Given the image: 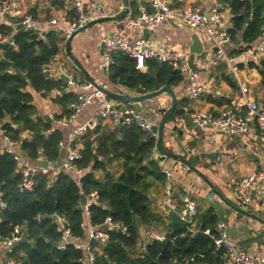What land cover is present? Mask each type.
Masks as SVG:
<instances>
[{"label": "trees", "instance_id": "16d2710c", "mask_svg": "<svg viewBox=\"0 0 264 264\" xmlns=\"http://www.w3.org/2000/svg\"><path fill=\"white\" fill-rule=\"evenodd\" d=\"M58 4L63 5L62 1ZM129 5L136 15L137 0H130ZM230 7L232 38L241 33L245 43L257 42L264 34V0H234ZM245 11L251 13L249 21L243 15ZM6 29H13L14 43L3 47L0 59V121H11L7 133L20 142V151L27 161L44 156L55 162L68 134L43 118L35 98L61 90L62 95L54 103L61 104L64 111L56 118L71 114L68 104L76 95L63 92L62 79L43 72L66 49L65 37L53 30L39 35L25 29ZM249 65L259 69L264 83V59ZM108 78L112 84L140 94L183 81L182 75L165 61L147 60V70L142 71L124 53L114 56ZM182 112L176 109L177 114ZM115 127L102 121L80 138L82 159L77 165L84 168L81 178L69 170L56 176L38 173L32 178L33 189L26 191L19 189L23 175L17 171L14 158L2 151L0 142V198L5 204L0 213V249L3 241L18 230L27 241L16 243L10 256L22 264H88L84 250L72 246L59 248L62 232L53 214L63 215L73 233L83 235L81 195L97 190L99 200L90 205L88 222L103 225L111 218L126 229H108L107 242L93 241L97 247L96 264H218L220 255L215 253L214 244L203 236L169 226L168 214L151 197L156 186L165 183L162 167L154 156L156 137L137 122ZM210 219L207 222L204 215L198 214L197 225L202 230L210 228L213 234L217 223L215 217ZM149 228L166 233L167 239L146 240L143 235ZM139 238H144L143 249L137 247Z\"/></svg>", "mask_w": 264, "mask_h": 264}, {"label": "crops", "instance_id": "0c3cea01", "mask_svg": "<svg viewBox=\"0 0 264 264\" xmlns=\"http://www.w3.org/2000/svg\"><path fill=\"white\" fill-rule=\"evenodd\" d=\"M9 1L23 12L34 13L41 20L62 18L65 13H69V8L66 5L58 4L60 0ZM83 1L87 9L92 3H95L97 8L94 19L100 18V20L91 27L80 31L72 39L70 46L72 55L65 49L56 56L52 64L65 65L69 68H75L76 64L80 65L82 72L74 71L78 79L89 78L98 84L102 81L110 90H123L130 95H141L138 92L112 84L109 81L108 73H104L102 62L101 45L104 37L115 31H124L128 37L138 36L136 32L126 28L125 24L127 16H130L133 11L127 12L123 18H114L126 12L123 6L129 4L130 0ZM170 1L174 6L185 9L201 8L209 11L213 7H219L226 17L229 29L232 26L230 0L226 3H221L219 0ZM137 2L140 9L145 0H137ZM146 32L144 37L153 49L188 53L192 66L199 71L200 82L206 87V91L201 97L193 99L189 96L185 81L170 86L177 97L176 109H182L183 112L177 114L175 109L174 115L165 124L162 146L176 156H166L156 148L155 158L162 169H170L175 189L189 193L196 201L199 216L204 215L207 222L211 221L210 217H215V224L220 221L225 222L229 237L241 249L256 252L264 257V189L257 190L255 198L246 203L238 201L234 195V185L239 178L252 170L264 171V129L254 121L246 133L227 136L213 128L199 127L191 116L193 111L204 110L218 114L228 107L239 105L242 102L240 82L247 84L249 98L257 100L264 109V83L261 73L259 69L251 68L249 65L250 62L259 63L264 57L261 59L240 57L237 61L240 72L236 76L224 58L212 55L210 41L201 29L174 21H165ZM195 36H198L200 43L203 44L205 56L192 51V48H195L193 39ZM252 44L254 43H245L240 33L227 42L226 50L230 55H238L243 48ZM146 70L147 68L144 71ZM232 73L234 76L231 75ZM100 74L104 76L101 77ZM64 83L66 92L73 93L75 96L77 90L68 86L65 81ZM59 95H62V91L54 90L47 95L38 94L35 98L40 114L52 117L54 125L56 124V115H60L64 111L61 104L54 103V99ZM117 103L122 106L119 101ZM172 104V96L165 92L158 97L137 104V107L135 104L130 106L151 124L154 131L157 132V136H154L157 142L159 126ZM98 108V102L86 107L69 126L63 127L66 135L88 119ZM241 110L247 112L248 107L243 106ZM103 122L109 121L104 120ZM79 145L83 147L82 141ZM61 148L60 158L55 162L49 161V168L59 166L64 161L68 152L67 139L64 140ZM44 159L46 158L42 156L39 160H28V162L32 167H38L41 166V161ZM152 196L157 199L154 200L155 203L162 201L165 197V183L157 185ZM86 219L88 220L89 217ZM5 260L4 251H1L0 264H5Z\"/></svg>", "mask_w": 264, "mask_h": 264}, {"label": "built area", "instance_id": "2783aa9c", "mask_svg": "<svg viewBox=\"0 0 264 264\" xmlns=\"http://www.w3.org/2000/svg\"><path fill=\"white\" fill-rule=\"evenodd\" d=\"M69 9V13H65L62 18H50L41 20L34 13L15 7L9 0H0V59L3 55V47L14 43L13 29L14 24L21 23L25 30L33 31L39 35L49 31H56L65 37L66 43L72 34L82 29L91 20L96 18V5L92 3L89 9L84 5L83 0H60ZM126 12L132 11L129 4L123 6ZM174 21L188 25L192 28L201 29L207 35L210 41V51L214 57L224 58L231 66L234 74L240 72L237 61L240 57L259 58L264 57V34L252 45L243 48L238 55H230L226 50V44L232 38L229 31V24L225 15L219 7H213L209 11L201 8L185 9L176 7L170 0H145L140 6L136 15L133 13L127 16L125 21L126 28L136 32L137 37H128L124 31H115L111 36L103 38L104 49L102 54L103 69L109 70L114 56L118 53H124L133 58L136 68L144 71L147 68V60L158 59L169 63L174 70H177L183 77V81L187 83L189 96L198 99L206 91V87L199 80V71L192 66L190 55L180 51L155 50L149 46L144 33L159 26L162 22ZM15 29V28H14ZM81 68L76 64L75 68H69L65 65H53L52 63L43 68V72L53 75L60 79L61 75L67 78V85L74 88L76 98L68 104L71 111L69 116L55 119L56 125L66 127L81 114V112L91 104L98 102L99 108L90 115L81 124L77 125L70 131L67 138L68 152L61 165L54 168H44L42 166L32 167L20 151V142L13 139L7 129H2V125L9 120L0 121V142L2 143V151L10 154L16 161V169L23 175V180L19 184L22 191L33 189V176L38 173L50 174L56 176L64 171H73L80 177L84 174V168L77 165V161L82 159V147L79 145L80 138L88 131L93 130L101 124L102 121H109L112 126H117L121 118L131 115L124 119L122 125H130L137 122L143 130L152 136H157L151 124L139 112L128 106H121L115 99L110 97L101 87V84H95L91 79H78L76 72ZM241 83L242 102L237 106H231L220 113L216 114L212 111H193L191 116L197 125L201 128H213L227 136L239 135L246 133L251 124L256 121L262 129H264V109L257 100L249 98V88L246 83ZM243 106L248 107L246 113L242 112ZM63 145V143H62ZM165 175V197L158 203V207L167 214V207L174 209L180 217V223L186 224L188 230L195 232L202 230L197 225L199 208L196 201L189 193L175 189L172 182V173L170 169L163 168ZM264 189V171L252 170L239 178L234 185V195L236 199L242 203L250 202L251 191ZM99 200V193L94 190L87 195V203L84 210L85 218L81 222L83 235L73 233L68 225L67 219L58 213L53 214V218L62 232L59 243L60 249H66L72 246L76 249L84 250L87 253V263L96 264V249L93 241L102 243L107 242L109 238L108 229H122L121 223L113 222L108 218L103 225H93L88 222L86 217H90L89 207ZM5 204L0 198V213ZM205 233L214 237L215 253L220 255L218 264H264V257L256 252H249L241 249L228 234L225 222H217L215 233L212 234L211 229L203 230ZM15 231L10 237L2 243L5 264H22L21 260H17L10 256L16 243L22 240V235ZM143 237L146 240L167 239V234L154 228L146 229ZM144 238L138 239L137 247L142 248Z\"/></svg>", "mask_w": 264, "mask_h": 264}, {"label": "water", "instance_id": "95a60500", "mask_svg": "<svg viewBox=\"0 0 264 264\" xmlns=\"http://www.w3.org/2000/svg\"><path fill=\"white\" fill-rule=\"evenodd\" d=\"M128 1V0H126ZM231 2L234 1V0H230ZM127 12H124L122 13L121 15L119 16H116L114 18L118 19V18H123L124 16H126ZM243 15L246 17L247 21H249L250 19V11H245L243 12ZM100 18L99 19H93L91 20L88 24H86L82 29H80L79 31H76L72 34V36L68 39L67 41V47L66 49L68 50L69 54L72 55L71 53V50H70V46H71V42H72V39L80 32V31H83L89 27H91L92 25L96 24L97 22H99ZM14 28L17 29V30H20V29H23L24 26L19 23V24H14ZM147 32H145V35H146ZM112 33L109 34V36H111ZM194 43H195V48H192V51L194 53H197V54H201L203 56L206 55V53L203 51V44L200 43V40L198 38V36L194 37ZM199 41V42H198ZM102 47V52H103V49H104V43H102L101 45ZM75 58V57H74ZM76 59V58H75ZM8 65L10 66L11 65V62H8ZM80 67V65H78ZM104 73L107 74V70H104ZM232 76H234V74L232 73L231 74ZM60 79H62L63 81H67V78L65 75H61L60 76ZM95 84H97L96 81H94L93 79H91ZM98 85V84H97ZM110 97H112L113 99H115L116 101H119L120 103H125V104H134V103H139V102H142V101H145V100H148V99H151V98H154V97H158L160 96L161 94L167 92L169 93L171 96H172V99H173V104L171 106V109L169 110V112L167 113V115L164 117L162 123L160 124L159 126V129H158V139H157V142H156V148L157 150L161 153V154H164L166 156H176L175 154L165 150L162 146V140H163V136H164V127H165V124L167 123V121L174 115V112H175V109L177 107V97H176V94L174 92V90L169 87V86H164V87H161L160 89L158 90H155V91H152V92H149V93H145V94H141V95H130L128 93H125L123 90H120V91H113V90H110L108 88H105V87H101ZM63 92H66V90H64ZM40 115H37V118H39ZM127 117H131V115H127L123 118H121L119 124L115 127L116 129H119L121 126H122V123L124 121L125 118ZM43 118L48 122V123H53V118L50 117L49 115H44ZM11 125V121H6L3 125H2V129H7L9 126ZM97 155H95V159H97ZM183 162H186L184 159H182ZM187 163V162H186ZM189 165H191L190 163H188ZM41 166L44 167V168H47L49 166V161L44 159L41 161ZM257 193V190H252L251 191V199H254L255 198V194ZM155 201L157 200L155 197L151 196ZM87 203V195L86 194H82L81 195V200H80V208H84L85 205ZM167 214L170 218V221L168 222V225L169 226H176L178 227L179 229L185 231V232H191L188 230V226L186 224H181L180 223V217H179V214L172 208H170L169 206L167 207ZM138 225H140V223L138 222ZM120 231H122V229H120ZM194 236H203L205 238H207L208 240L211 241L212 245L214 244L215 242V239L213 236H211L210 234L208 233H205L203 230H197L195 232H191ZM22 242H26L27 241V237L26 235H22ZM52 246L55 247L56 246V243L55 242H51Z\"/></svg>", "mask_w": 264, "mask_h": 264}, {"label": "rangeland", "instance_id": "374dc122", "mask_svg": "<svg viewBox=\"0 0 264 264\" xmlns=\"http://www.w3.org/2000/svg\"><path fill=\"white\" fill-rule=\"evenodd\" d=\"M100 75H101V77H103V76H104V75H102V74H100ZM99 84H101V86H105V84H106V83H105V82H102V81H100V82H99ZM142 102H144V101H142ZM139 103H141V102H139ZM139 103H134V104H135V106H136V105H137V104H139ZM123 104H124V105H123ZM123 104H122L123 106L127 105V104H125V103H123ZM134 104H131V105H133V106H134ZM138 106H139V105H138ZM136 107H137V106H136ZM1 251L3 252L2 248L0 249V252H1Z\"/></svg>", "mask_w": 264, "mask_h": 264}]
</instances>
